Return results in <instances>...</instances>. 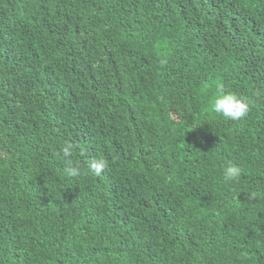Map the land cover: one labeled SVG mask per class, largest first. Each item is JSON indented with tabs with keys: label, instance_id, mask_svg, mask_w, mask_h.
<instances>
[{
	"label": "trees",
	"instance_id": "obj_1",
	"mask_svg": "<svg viewBox=\"0 0 264 264\" xmlns=\"http://www.w3.org/2000/svg\"><path fill=\"white\" fill-rule=\"evenodd\" d=\"M0 264H264V0H0Z\"/></svg>",
	"mask_w": 264,
	"mask_h": 264
},
{
	"label": "clouds",
	"instance_id": "obj_2",
	"mask_svg": "<svg viewBox=\"0 0 264 264\" xmlns=\"http://www.w3.org/2000/svg\"><path fill=\"white\" fill-rule=\"evenodd\" d=\"M211 111L226 119L233 121L241 120L246 117L250 110V102L246 97L234 92L225 91L218 85L215 95L210 101ZM77 145L66 141L60 149L65 162L64 171L69 177H78L82 174L79 163L75 162L72 157ZM107 167V161L102 156L88 160L87 171L99 176ZM242 174V168L235 163L228 162L223 167V177L225 180L232 181Z\"/></svg>",
	"mask_w": 264,
	"mask_h": 264
}]
</instances>
